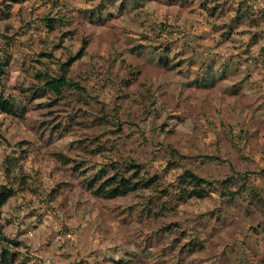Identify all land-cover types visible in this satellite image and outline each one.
Returning <instances> with one entry per match:
<instances>
[{"label":"rangeland","instance_id":"1","mask_svg":"<svg viewBox=\"0 0 264 264\" xmlns=\"http://www.w3.org/2000/svg\"><path fill=\"white\" fill-rule=\"evenodd\" d=\"M0 94V264H264V0H0Z\"/></svg>","mask_w":264,"mask_h":264},{"label":"trees","instance_id":"2","mask_svg":"<svg viewBox=\"0 0 264 264\" xmlns=\"http://www.w3.org/2000/svg\"><path fill=\"white\" fill-rule=\"evenodd\" d=\"M51 26V24H48ZM80 52V51H79ZM69 63L62 64L61 70L62 73L59 76H52L49 74H45V78L43 81V87L53 92L55 96L61 94L64 87L76 84V82L71 81L66 77V70ZM0 110L2 111H10V106L8 101H6L2 95L0 94ZM183 178H187V182L192 185L191 190L187 192V197H198L202 198L206 195V192L201 188V184L207 182L204 178L194 174L189 170H185L182 174ZM211 185V182H207ZM137 188V183L132 182L129 178H126L123 175L112 176L108 178L104 182V186L100 187L99 190L107 197H116L121 195L125 192L132 191ZM12 195V191L6 185H0V218H1V207L5 204V202L10 198ZM2 237V232L0 228V239ZM8 250L4 247L0 249V263H5L7 260Z\"/></svg>","mask_w":264,"mask_h":264}]
</instances>
